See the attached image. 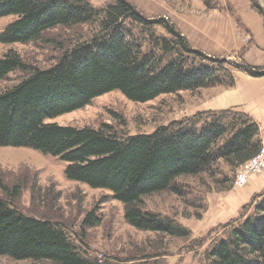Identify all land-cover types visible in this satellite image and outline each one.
Returning <instances> with one entry per match:
<instances>
[{
  "label": "trees",
  "instance_id": "obj_1",
  "mask_svg": "<svg viewBox=\"0 0 264 264\" xmlns=\"http://www.w3.org/2000/svg\"><path fill=\"white\" fill-rule=\"evenodd\" d=\"M218 2L204 0L209 9ZM5 16L16 17L0 33L5 44L40 40L58 26L96 25L90 37L74 44L54 66L36 68L0 91V146L30 147L59 157L70 180L105 189L123 203L124 217L133 227L188 237L190 230L175 219L147 210L145 197L177 193L180 177L209 173L219 159L238 167L262 148L258 124L247 114L229 109L206 112L210 122L201 126L197 115L127 137H120L110 124L78 128L49 122L115 90L131 100L147 102L161 94L224 82L214 68L190 65L192 57L203 54L191 47L175 25L164 19L149 20L129 0H114L103 8L89 0H0V18ZM157 25L168 36L157 34ZM134 28L146 33L158 49L143 53ZM244 67L258 74L257 68ZM18 69L25 70L27 65L17 52L0 57L1 79ZM234 83L232 79L228 84ZM9 193L12 200L17 199L20 187ZM11 199L0 198V255L53 264H91L60 225L21 212ZM258 199L255 215L217 240L204 264H264V193ZM87 219L91 226L97 224L93 215Z\"/></svg>",
  "mask_w": 264,
  "mask_h": 264
},
{
  "label": "rangeland",
  "instance_id": "obj_2",
  "mask_svg": "<svg viewBox=\"0 0 264 264\" xmlns=\"http://www.w3.org/2000/svg\"><path fill=\"white\" fill-rule=\"evenodd\" d=\"M129 1L149 20L164 19L175 25L191 47L204 56L192 57L190 65L214 68L224 83L161 94L147 102L131 100L115 90L49 122L78 128H99L110 124L120 137L149 134L161 126L189 120L197 115L198 126H201L210 122L211 117L208 116L211 115L206 112L227 110L208 108L219 94L237 86V72L264 77L261 74L264 64L250 65L259 58L256 54L264 58V0H219L216 7L211 9L206 7L204 0ZM89 2L94 7L103 8L114 0ZM15 18L1 17L0 33ZM228 22L233 25L230 26ZM219 24L228 25V37L226 34L225 38L220 35ZM95 26H58L46 31L43 38L37 41L0 42V57L10 51L17 52L27 65L25 70L18 69L0 78V91L14 86L36 68L54 66L74 44L90 37L96 30ZM154 28L157 34L168 36L162 26ZM133 35L141 42L143 53L155 49L148 35L141 33L139 28H134ZM189 35L194 36L196 44ZM244 65L257 68L259 75L246 71ZM232 79L235 83L229 86ZM229 110L245 113L252 118L259 126L260 136V125L249 113L235 108ZM244 163L232 167L219 159L209 173L180 177L176 181L179 192L164 191L145 197L147 210L175 219L190 230L188 237L158 234L133 227L124 217V204L114 199L109 191L70 180L65 173L66 163L59 157L30 147L0 146L3 184L0 198L10 201L9 192L19 186L18 198L11 199L13 205L27 215L50 219L60 225L91 264H204L207 252L217 240L226 237L233 226L256 213L258 195L247 203L250 205L246 209L244 205L230 218H221L232 209L231 197L249 181L243 186L236 185ZM89 215L97 220L96 225L87 223ZM0 264L53 263L16 260L0 255Z\"/></svg>",
  "mask_w": 264,
  "mask_h": 264
},
{
  "label": "crops",
  "instance_id": "obj_3",
  "mask_svg": "<svg viewBox=\"0 0 264 264\" xmlns=\"http://www.w3.org/2000/svg\"><path fill=\"white\" fill-rule=\"evenodd\" d=\"M228 23L230 26L233 25V23ZM218 30L221 36L224 37L225 34L227 37L229 36V27L227 24L224 26L219 24ZM189 36L191 37V41L196 44L194 36ZM262 52L264 54V51ZM256 55L259 58L254 63H250V65L256 66L264 64V58H260V54ZM236 75L237 86L219 94L208 109L221 110L235 108L249 113L260 125V137L264 145V77H253L245 72H237ZM240 188L237 194L231 197L232 209L225 216H221L222 219L230 218L231 214L239 212L254 196L263 193L264 175H252L248 183Z\"/></svg>",
  "mask_w": 264,
  "mask_h": 264
},
{
  "label": "built area",
  "instance_id": "obj_4",
  "mask_svg": "<svg viewBox=\"0 0 264 264\" xmlns=\"http://www.w3.org/2000/svg\"><path fill=\"white\" fill-rule=\"evenodd\" d=\"M251 175H264V147L260 149L257 155L242 165V169L236 180V185H245Z\"/></svg>",
  "mask_w": 264,
  "mask_h": 264
}]
</instances>
